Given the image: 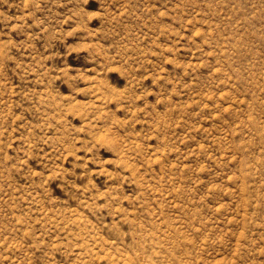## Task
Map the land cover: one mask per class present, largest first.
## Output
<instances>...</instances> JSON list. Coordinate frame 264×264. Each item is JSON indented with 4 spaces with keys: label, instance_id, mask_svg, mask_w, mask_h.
Returning a JSON list of instances; mask_svg holds the SVG:
<instances>
[{
    "label": "rangeland",
    "instance_id": "rangeland-1",
    "mask_svg": "<svg viewBox=\"0 0 264 264\" xmlns=\"http://www.w3.org/2000/svg\"><path fill=\"white\" fill-rule=\"evenodd\" d=\"M0 264H264V0H0Z\"/></svg>",
    "mask_w": 264,
    "mask_h": 264
}]
</instances>
